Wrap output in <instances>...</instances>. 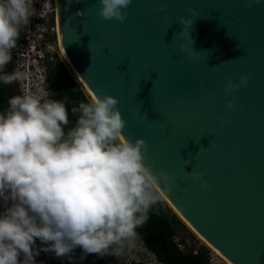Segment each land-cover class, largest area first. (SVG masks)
<instances>
[{"label": "water", "instance_id": "obj_1", "mask_svg": "<svg viewBox=\"0 0 264 264\" xmlns=\"http://www.w3.org/2000/svg\"><path fill=\"white\" fill-rule=\"evenodd\" d=\"M163 2L133 0L121 23L98 15L99 0H57L62 49L93 96L119 97L126 137H145L177 179L161 191L178 212L234 264H264V0ZM187 15L196 56L180 50ZM244 74L229 110L224 84Z\"/></svg>", "mask_w": 264, "mask_h": 264}, {"label": "clouds", "instance_id": "obj_2", "mask_svg": "<svg viewBox=\"0 0 264 264\" xmlns=\"http://www.w3.org/2000/svg\"><path fill=\"white\" fill-rule=\"evenodd\" d=\"M256 2L247 0V5ZM35 3L0 0V84L23 78L5 68L22 30L38 14ZM132 3L99 0L98 15L123 23ZM167 6L164 0L160 9ZM194 18L181 16L177 33L186 40L180 50L190 56L200 53L190 32ZM250 79L244 74L239 81H226L225 95L232 97L227 109L235 108V93ZM27 88L10 96L0 111V264H38L41 252L71 260L77 248L80 260L91 253L120 256L126 246L134 247L137 228L164 199L161 188L171 193L177 179L149 160L145 137H126L119 97L101 89L69 110L66 100ZM187 174L209 187L203 170L193 166Z\"/></svg>", "mask_w": 264, "mask_h": 264}, {"label": "rangeland", "instance_id": "obj_3", "mask_svg": "<svg viewBox=\"0 0 264 264\" xmlns=\"http://www.w3.org/2000/svg\"><path fill=\"white\" fill-rule=\"evenodd\" d=\"M48 33L44 43L38 45L37 49L42 51V56L39 57L35 49H27L23 52L19 59V63L16 65L14 62L16 71L23 74V78L19 80L20 88L22 93L29 92L27 87L31 88L30 92H35L37 89L42 90L47 94V98H51V89L48 85L47 73L50 66L54 65L57 60H61L66 67L74 74V76L81 82L87 95L91 99L92 96L88 92L87 88L77 76L76 72L69 65L65 59L62 51L61 44L58 33V22H57V13L56 15H51L50 19L47 22ZM54 26L56 30H51V27ZM33 82L32 84H30ZM165 215H168L172 219L174 226L176 228V237L180 238L189 249L199 248L204 250V253H209L212 249L208 246L183 220V218L174 210V208L169 204V202L164 198L160 203L153 207ZM175 216V217H174ZM36 246L40 247V241L37 240ZM118 264H165L157 259V257L147 249L146 245L143 243L141 237L137 233V238L134 242V247L128 248L127 246L123 250L120 256L113 255ZM38 264H66V257L59 258L49 252H41V254L36 258ZM54 259V260H53ZM228 264V263H227Z\"/></svg>", "mask_w": 264, "mask_h": 264}, {"label": "trees", "instance_id": "obj_4", "mask_svg": "<svg viewBox=\"0 0 264 264\" xmlns=\"http://www.w3.org/2000/svg\"><path fill=\"white\" fill-rule=\"evenodd\" d=\"M48 85L52 92L51 98L66 100L69 110L73 104L81 100H90L81 82L61 60H57L54 66L49 68ZM4 107L5 99L0 94V111H3ZM69 119L70 121L74 119L70 111ZM136 231L146 247L165 264H207L199 257L205 254L204 250L194 254L186 253L178 247L175 241L176 228L172 219L154 208L149 212L146 222Z\"/></svg>", "mask_w": 264, "mask_h": 264}, {"label": "built area", "instance_id": "obj_5", "mask_svg": "<svg viewBox=\"0 0 264 264\" xmlns=\"http://www.w3.org/2000/svg\"><path fill=\"white\" fill-rule=\"evenodd\" d=\"M34 7L37 9L38 14L32 17L31 23L22 30L17 46L12 51L13 60L16 62V65L19 63V59L27 47L35 49L38 56H42V51L37 49V46L42 45L44 39H46L48 33L47 22L51 15H56L57 13V0H36ZM51 30L56 29L52 26ZM175 241L178 247L186 253L198 254L201 252L199 248L189 249L176 235ZM205 255L208 257L209 264H227L224 258L213 249Z\"/></svg>", "mask_w": 264, "mask_h": 264}, {"label": "flooded vegetation", "instance_id": "obj_6", "mask_svg": "<svg viewBox=\"0 0 264 264\" xmlns=\"http://www.w3.org/2000/svg\"><path fill=\"white\" fill-rule=\"evenodd\" d=\"M53 66L54 65L50 66V68H52ZM5 71L6 72L16 71V67H15L13 59L6 66ZM48 73H49V70H48ZM0 94H1L2 98L4 97V99H5V107H4V109H5L7 107V100L10 96L22 94L19 80L13 82L10 85L0 84ZM81 254H82V249H80V248L75 249V251L72 254L73 258L71 260L69 258H66V264H118L113 255L100 256L96 253H91V254H88L85 259L80 260L79 257L81 256ZM59 258L60 257H57L58 260H59ZM56 264H57V260H56ZM131 264H137V263H131Z\"/></svg>", "mask_w": 264, "mask_h": 264}, {"label": "bare ground", "instance_id": "obj_7", "mask_svg": "<svg viewBox=\"0 0 264 264\" xmlns=\"http://www.w3.org/2000/svg\"><path fill=\"white\" fill-rule=\"evenodd\" d=\"M59 39H60V36H59ZM60 44H61V42H60ZM61 46V45H60ZM61 51H62V53H63V55H64V57H65V59L67 60V62L69 63V65L72 67V69L76 72V70L74 69V67H73V65L70 63V61L68 60V58H67V56H66V54H65V52H64V50L62 49V46H61ZM76 74H77V72H76ZM77 76H79L78 74H77ZM80 78V77H79ZM81 79V78H80ZM81 81L83 82V80L81 79ZM84 83V82H83ZM85 84V83H84ZM86 85V84H85ZM86 88H87V90H88V92L90 93V95L92 96V97H94L93 96V94H92V92L90 91V89L87 87V86H85ZM164 198L169 202V204L174 208V210H176V212L183 218V220L189 225V227L208 245V246H210L214 251H216L218 254H220L221 255V257H223L224 258V260L228 263V264H234L233 262H231L228 258H226L221 252H219L213 245H211L179 212H178V210L173 206V204L167 199V197L164 195Z\"/></svg>", "mask_w": 264, "mask_h": 264}]
</instances>
